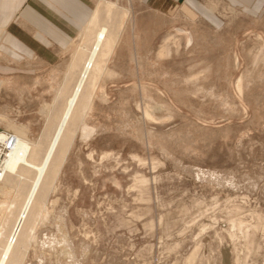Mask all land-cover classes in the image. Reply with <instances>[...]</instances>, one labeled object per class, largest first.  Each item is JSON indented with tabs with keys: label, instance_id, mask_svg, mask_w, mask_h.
<instances>
[{
	"label": "rangeland",
	"instance_id": "1",
	"mask_svg": "<svg viewBox=\"0 0 264 264\" xmlns=\"http://www.w3.org/2000/svg\"><path fill=\"white\" fill-rule=\"evenodd\" d=\"M201 1L195 18L116 1L127 16L18 264H264V11ZM84 27L62 50L0 48V133L44 146Z\"/></svg>",
	"mask_w": 264,
	"mask_h": 264
},
{
	"label": "bare ground",
	"instance_id": "2",
	"mask_svg": "<svg viewBox=\"0 0 264 264\" xmlns=\"http://www.w3.org/2000/svg\"><path fill=\"white\" fill-rule=\"evenodd\" d=\"M116 1L98 0L85 24L83 43L79 47L81 51L71 61L78 68L74 83L68 89L60 112L54 113L44 146H41L39 139L29 141L21 133H12L17 138H13L12 134L0 133V143L8 145L0 166V182L7 184L10 180L15 185L23 183L26 186L15 208L6 206L1 210L0 232L3 237L1 236L0 264L22 262L24 253L18 251L26 247L50 188V180L61 166L71 142L68 130L78 120L76 118L79 111L89 100L91 88L105 71L106 61L121 31V20L127 16V11Z\"/></svg>",
	"mask_w": 264,
	"mask_h": 264
},
{
	"label": "crops",
	"instance_id": "3",
	"mask_svg": "<svg viewBox=\"0 0 264 264\" xmlns=\"http://www.w3.org/2000/svg\"><path fill=\"white\" fill-rule=\"evenodd\" d=\"M247 12L264 11V0H224ZM97 0H0V48L12 56L62 50L90 18ZM163 14H206L201 0H149ZM14 52V55H13Z\"/></svg>",
	"mask_w": 264,
	"mask_h": 264
},
{
	"label": "built area",
	"instance_id": "4",
	"mask_svg": "<svg viewBox=\"0 0 264 264\" xmlns=\"http://www.w3.org/2000/svg\"><path fill=\"white\" fill-rule=\"evenodd\" d=\"M7 149H8V145L5 146L4 144H2L1 147H0V154L3 153V156H2V158H1V160H0V165H1V162H2V160H3V157H4L5 154H6Z\"/></svg>",
	"mask_w": 264,
	"mask_h": 264
}]
</instances>
